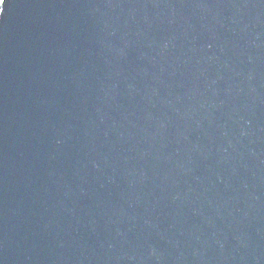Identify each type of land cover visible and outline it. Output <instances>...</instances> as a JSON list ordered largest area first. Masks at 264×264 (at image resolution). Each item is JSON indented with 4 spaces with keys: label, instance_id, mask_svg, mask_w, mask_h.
Instances as JSON below:
<instances>
[{
    "label": "water",
    "instance_id": "95a60500",
    "mask_svg": "<svg viewBox=\"0 0 264 264\" xmlns=\"http://www.w3.org/2000/svg\"><path fill=\"white\" fill-rule=\"evenodd\" d=\"M0 264H264V0H5Z\"/></svg>",
    "mask_w": 264,
    "mask_h": 264
},
{
    "label": "snow or ice",
    "instance_id": "6c2138e0",
    "mask_svg": "<svg viewBox=\"0 0 264 264\" xmlns=\"http://www.w3.org/2000/svg\"><path fill=\"white\" fill-rule=\"evenodd\" d=\"M5 5V0H0V6H4ZM6 10L5 8L3 7H0V12Z\"/></svg>",
    "mask_w": 264,
    "mask_h": 264
},
{
    "label": "trees",
    "instance_id": "16d2710c",
    "mask_svg": "<svg viewBox=\"0 0 264 264\" xmlns=\"http://www.w3.org/2000/svg\"><path fill=\"white\" fill-rule=\"evenodd\" d=\"M1 7V6H0Z\"/></svg>",
    "mask_w": 264,
    "mask_h": 264
}]
</instances>
